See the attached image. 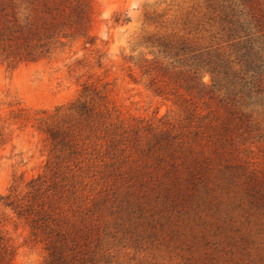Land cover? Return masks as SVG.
<instances>
[{"label":"rangeland","instance_id":"rangeland-1","mask_svg":"<svg viewBox=\"0 0 264 264\" xmlns=\"http://www.w3.org/2000/svg\"><path fill=\"white\" fill-rule=\"evenodd\" d=\"M88 1L85 36L38 62L0 58V194L55 161L87 264H264V73L249 93L215 0ZM208 62L228 77L212 85ZM49 129L75 146L52 150ZM0 234L13 264L44 263L22 221Z\"/></svg>","mask_w":264,"mask_h":264},{"label":"trees","instance_id":"trees-1","mask_svg":"<svg viewBox=\"0 0 264 264\" xmlns=\"http://www.w3.org/2000/svg\"><path fill=\"white\" fill-rule=\"evenodd\" d=\"M211 6L219 11L222 30L234 41L244 71L254 74L250 82L241 78L242 85L249 93L260 91L255 76L264 73V0H215ZM119 20L116 16L114 22ZM90 21L88 0H0V58L13 67L22 62L49 59L66 40L85 36ZM203 66L211 75L212 85L218 84L219 75L228 77L226 65L208 62ZM86 90V87L82 89V96ZM90 108L87 101L78 99L70 109L89 118ZM230 115L234 117L233 113ZM47 135L52 150L75 146L59 130L49 129ZM62 174L54 161L30 178L23 189L14 181L5 194H0V209L7 210L0 211V227L22 221L30 237L43 244L46 252L43 264H87L92 259L84 252L89 244L86 219L73 214L71 220L67 216L62 201L70 190L62 184L65 178ZM245 191L255 203L259 201V191L254 185H246ZM14 255L9 240L0 234V264H13Z\"/></svg>","mask_w":264,"mask_h":264}]
</instances>
